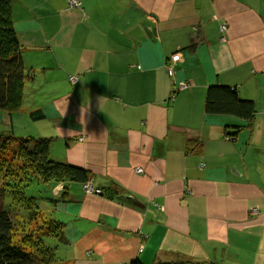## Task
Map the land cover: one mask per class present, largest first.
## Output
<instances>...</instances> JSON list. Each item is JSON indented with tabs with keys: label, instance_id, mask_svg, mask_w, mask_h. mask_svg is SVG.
Returning a JSON list of instances; mask_svg holds the SVG:
<instances>
[{
	"label": "crops",
	"instance_id": "crops-1",
	"mask_svg": "<svg viewBox=\"0 0 264 264\" xmlns=\"http://www.w3.org/2000/svg\"><path fill=\"white\" fill-rule=\"evenodd\" d=\"M79 1L10 0L31 77L14 113L102 191L46 184L57 260L264 264V0ZM212 85L253 102L233 138L239 119L203 113Z\"/></svg>",
	"mask_w": 264,
	"mask_h": 264
},
{
	"label": "trees",
	"instance_id": "trees-1",
	"mask_svg": "<svg viewBox=\"0 0 264 264\" xmlns=\"http://www.w3.org/2000/svg\"><path fill=\"white\" fill-rule=\"evenodd\" d=\"M30 78L23 66L21 48L12 26L10 0H0V110L8 116L19 110L24 83ZM173 94L175 92L172 96ZM203 113L239 119L242 122L240 125L224 127L231 128L229 138H233L252 119L254 106L251 101L241 100L234 88L212 85L206 89ZM30 117L36 118L33 113ZM8 143H14L10 158H6L5 153ZM49 146L50 139L47 138L15 137L12 132H0V264H50L56 258L55 249L47 246L43 239L54 238L56 242H65L64 225L53 219L45 222L47 231L44 229L40 233L39 228L35 227L33 234H25L20 240H16L15 225L4 210L5 199L12 198L21 209L35 213L34 210H38L40 204L52 203L55 200L44 197L40 199L41 197L27 194L30 184L56 182L79 183L82 186L91 180L88 171L52 160ZM12 165L17 169H11ZM129 264L141 263L134 260Z\"/></svg>",
	"mask_w": 264,
	"mask_h": 264
},
{
	"label": "rangeland",
	"instance_id": "rangeland-1",
	"mask_svg": "<svg viewBox=\"0 0 264 264\" xmlns=\"http://www.w3.org/2000/svg\"><path fill=\"white\" fill-rule=\"evenodd\" d=\"M0 132H12L15 137L32 136L37 138L40 135V124L37 121H31L25 113H14L9 121L7 114L4 111L0 110ZM13 150L14 143H8L7 149L5 150L6 158H10V156H12ZM15 167L16 166L12 165L11 169H17ZM28 193H30L33 197H41L40 199H43V196H45V194L47 193L46 184L34 182L33 184L29 185L27 194ZM86 194L92 195V193ZM98 195H102V193ZM4 210L8 212L11 220L15 225L14 236L16 240H20V238L25 234H33V232L35 231V227L39 228L38 232L40 233L43 232L44 229L47 231L45 222L48 221V219H53L50 217V214L52 213L51 206H47L45 204H40L39 209L34 210L35 213L33 211H29L28 213V211L21 209V207H19L12 200V198L10 200L7 198L4 201ZM257 213L258 212H256V214ZM250 214L253 213L250 211ZM43 240L47 246L53 247L55 249L54 242L56 241L54 238H44ZM50 264L64 263H61L60 260L58 261L56 257L55 260Z\"/></svg>",
	"mask_w": 264,
	"mask_h": 264
},
{
	"label": "built area",
	"instance_id": "built-area-1",
	"mask_svg": "<svg viewBox=\"0 0 264 264\" xmlns=\"http://www.w3.org/2000/svg\"><path fill=\"white\" fill-rule=\"evenodd\" d=\"M67 5H68V7H75V8H76V7H79L80 2H79V0H67ZM221 30L223 31V30H224V27H221ZM168 71H169L168 73L171 75V74H172L171 70L168 69ZM68 80H69V82H74V81L76 80V77L70 76V77H68ZM187 86H188L187 83H178L177 86H176V88L174 89L173 92H175L177 89H183V88H186ZM78 140H79V141H82L83 138L80 137V138H78ZM134 172L139 174V173L142 172V170H141L140 168H136V169H134ZM81 189H82V191H83L85 194H86V193H92V194H94V195H98V194L101 193L99 189L93 188L89 183H85V184H83V185L81 186ZM250 211H251L253 214H256V212H257L256 209H252V210H250Z\"/></svg>",
	"mask_w": 264,
	"mask_h": 264
},
{
	"label": "bare ground",
	"instance_id": "bare-ground-1",
	"mask_svg": "<svg viewBox=\"0 0 264 264\" xmlns=\"http://www.w3.org/2000/svg\"><path fill=\"white\" fill-rule=\"evenodd\" d=\"M77 77V76H76ZM80 142V141H79Z\"/></svg>",
	"mask_w": 264,
	"mask_h": 264
}]
</instances>
